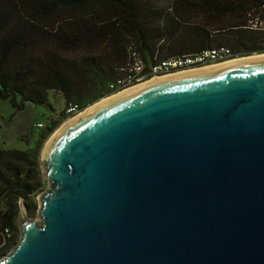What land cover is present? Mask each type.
Listing matches in <instances>:
<instances>
[{
    "label": "water",
    "instance_id": "95a60500",
    "mask_svg": "<svg viewBox=\"0 0 264 264\" xmlns=\"http://www.w3.org/2000/svg\"><path fill=\"white\" fill-rule=\"evenodd\" d=\"M40 169L39 215L0 264H264V57L118 96Z\"/></svg>",
    "mask_w": 264,
    "mask_h": 264
},
{
    "label": "trees",
    "instance_id": "16d2710c",
    "mask_svg": "<svg viewBox=\"0 0 264 264\" xmlns=\"http://www.w3.org/2000/svg\"><path fill=\"white\" fill-rule=\"evenodd\" d=\"M264 0H0V99L16 110L65 106L49 120L36 146L0 147V258L19 240L24 205L36 213L43 188V143L70 104L82 111L114 94L113 82L137 50L146 63L227 46L236 56L264 53Z\"/></svg>",
    "mask_w": 264,
    "mask_h": 264
},
{
    "label": "rangeland",
    "instance_id": "374dc122",
    "mask_svg": "<svg viewBox=\"0 0 264 264\" xmlns=\"http://www.w3.org/2000/svg\"><path fill=\"white\" fill-rule=\"evenodd\" d=\"M263 54L264 53H261V55ZM257 55L260 54H253L251 56H257ZM242 57H249V55L241 56V58ZM111 96L112 95L108 97H104L98 102L89 105L88 107L80 111L78 114L60 121L59 125L52 132L50 137L44 141L42 152L46 148V146L48 145L49 141L52 139L54 134L67 121H70L71 119L79 116L85 110L91 108L92 106L100 103L104 99H107ZM50 103L52 104L55 110L51 109L48 106L36 105L31 102H26L24 109L18 111L13 107L10 100L0 99V147L6 150L8 149L27 150L29 148L35 147L37 141L40 140L39 138L42 131L45 129V128H38L36 124L39 122L47 123L51 118L53 119L59 118V111H61L65 106L63 98L58 93H54L53 95L50 96ZM42 185L43 188L40 189L36 194V202L38 204L37 212L30 214L29 210L23 205L18 219H25V218L34 219L38 217L39 209H40L38 194L48 185V182L45 178L42 180ZM17 225L20 232L21 229L18 222ZM19 237H21V232L19 234Z\"/></svg>",
    "mask_w": 264,
    "mask_h": 264
},
{
    "label": "built area",
    "instance_id": "2783aa9c",
    "mask_svg": "<svg viewBox=\"0 0 264 264\" xmlns=\"http://www.w3.org/2000/svg\"><path fill=\"white\" fill-rule=\"evenodd\" d=\"M251 29L258 30L264 34V19L259 17L250 21ZM239 58L234 55L231 48L227 46L213 47L201 52L178 57H171L156 62L146 63L137 50L131 51V60L125 70L110 83L114 94L130 89L136 85L151 80L154 77L172 75L179 72L199 69L207 66H215L227 61ZM112 94V95H114ZM66 112L74 116L80 112L78 105L70 104ZM48 123L39 122L38 128H45Z\"/></svg>",
    "mask_w": 264,
    "mask_h": 264
},
{
    "label": "bare ground",
    "instance_id": "6f19581e",
    "mask_svg": "<svg viewBox=\"0 0 264 264\" xmlns=\"http://www.w3.org/2000/svg\"><path fill=\"white\" fill-rule=\"evenodd\" d=\"M260 57H264V54L263 55H257V56H249V57H239V58H236V59H233V60H230V61H227L225 63H222L220 65H215V66H207V67H202V68H199V69H192V70H189V71H184V72H181V73H175L173 75H167V76H160V77H154L152 78L151 80L149 81H146L144 83H141L139 85H136L130 89H127L125 91H122V92H119L117 94H114L112 95L111 97L107 98V99H104L103 101H101L100 103L92 106L91 108L85 110L82 114H80L79 116L71 119L70 121H67L55 134L54 136L52 137V139L49 141L48 145L46 146V148L51 144V142L54 140V138L60 133L62 132L69 124H71L72 122H74L75 120H78L80 117H82L83 115H86V114H90L91 112H93L95 109L113 101L115 98H117L118 96H121L125 93H128L136 88H139L141 86H144V85H147V84H152V83H156V82H159L161 80H165V79H170V78H173L175 76H180V75H184V74H187V73H195V72H198V71H203V70H206V69H210V68H215V67H218V66H223V65H229V64H232V63H236V62H240V61H246V60H250V59H255V58H260ZM45 148V149H46Z\"/></svg>",
    "mask_w": 264,
    "mask_h": 264
}]
</instances>
